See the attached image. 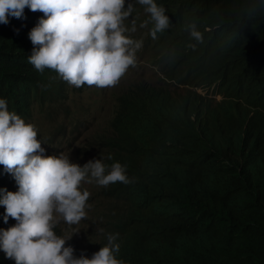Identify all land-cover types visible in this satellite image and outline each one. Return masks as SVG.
<instances>
[{
    "label": "trees",
    "instance_id": "1",
    "mask_svg": "<svg viewBox=\"0 0 264 264\" xmlns=\"http://www.w3.org/2000/svg\"><path fill=\"white\" fill-rule=\"evenodd\" d=\"M156 2L170 27L152 39L139 27L148 14L133 0L131 35L143 47L127 73L142 69L141 77L109 88H76L55 71L37 72L28 62V33L43 13L25 8L23 18L9 16L0 23V98L27 123L34 113L70 119L71 98L88 91L114 96L108 123L85 137L83 154L126 165L132 182H93L101 198L93 200L90 228L98 235L67 240L74 255L91 257L111 233L118 234L123 264H264V3ZM193 21L203 43L185 30ZM145 62L155 77L147 78ZM76 121L83 133L92 126ZM6 174L0 165V189L13 191L17 184L8 186ZM3 215L0 205V229L14 225ZM0 264L15 261L0 250Z\"/></svg>",
    "mask_w": 264,
    "mask_h": 264
},
{
    "label": "clouds",
    "instance_id": "2",
    "mask_svg": "<svg viewBox=\"0 0 264 264\" xmlns=\"http://www.w3.org/2000/svg\"><path fill=\"white\" fill-rule=\"evenodd\" d=\"M135 2L148 14L139 27L148 29L152 39H157V33L171 25L166 9L156 0ZM25 8L43 13L28 33L33 45L28 62L37 72L55 71L76 88H109L118 86L128 70L137 66L143 40L131 35L137 31L133 0H0V23L7 24L9 16L23 18ZM129 20L130 27L126 24ZM185 30L196 43H203V33L194 21L186 24ZM189 47L195 49L196 44ZM69 110L71 118L55 121L64 125L54 127L48 141L35 124L37 113L26 123L0 98V165L7 172L8 186L17 184L15 192L0 189L3 220L16 221L0 229V250L15 264H123L117 257L118 234H107V244L88 257L74 255V248L66 245L79 229L68 237L55 232L61 221L78 225L87 218L93 182L103 187L132 182L126 165L114 162L109 166L101 158L84 156L85 141L79 150L82 166L80 159L73 162L69 154H59L61 150L53 144L68 134L66 125L74 121V131L84 134L74 119L76 110L72 106ZM85 183H89V190L83 188Z\"/></svg>",
    "mask_w": 264,
    "mask_h": 264
},
{
    "label": "rangeland",
    "instance_id": "3",
    "mask_svg": "<svg viewBox=\"0 0 264 264\" xmlns=\"http://www.w3.org/2000/svg\"><path fill=\"white\" fill-rule=\"evenodd\" d=\"M145 65L146 66L143 67H147V78L151 79L155 77V70L151 63L145 62ZM141 71L142 69L137 72H133L132 74L126 73L122 80L131 83L137 78L141 77ZM113 102L114 96L111 93L104 95L88 91L86 93H83L81 96L72 97L71 101L69 102V106H72L73 109L79 111L77 119H88L92 123V126L88 132L80 136L74 131V121L71 122L70 124L66 125L68 127V134L66 136H61L60 140L57 143L53 144V147H56L57 149L61 150L59 151V154H69L70 159L73 162L74 159H79V150L81 149V147L84 146L85 137H91L100 128L104 127L108 123L109 119H107L106 117L111 116L114 111V105L112 104ZM64 114V112H61V116H63ZM35 124L37 128L39 127L45 139L48 141L52 137L53 128L57 125H64L61 122L51 121L44 116H40L39 114H36ZM46 151L47 150L45 149V153ZM83 188H90L89 183H85L83 185ZM16 190L17 188H14L13 192H15ZM90 197H92V199L87 201L89 207L86 209V219L82 220L78 225H68L63 221H61L57 225V227L60 228L67 236H71L74 231L79 229L78 232L74 233L71 238L76 240L79 239L80 242H83L85 239L94 238L98 235L95 230H91L90 226L91 219L96 212L93 200H100L101 196L95 193L90 195ZM15 223L16 221H14V224Z\"/></svg>",
    "mask_w": 264,
    "mask_h": 264
}]
</instances>
